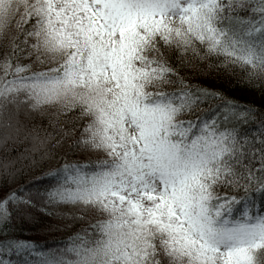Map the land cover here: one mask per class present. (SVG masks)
<instances>
[{
  "label": "snow or ice",
  "instance_id": "1",
  "mask_svg": "<svg viewBox=\"0 0 264 264\" xmlns=\"http://www.w3.org/2000/svg\"><path fill=\"white\" fill-rule=\"evenodd\" d=\"M0 264H264V0H0Z\"/></svg>",
  "mask_w": 264,
  "mask_h": 264
},
{
  "label": "trees",
  "instance_id": "2",
  "mask_svg": "<svg viewBox=\"0 0 264 264\" xmlns=\"http://www.w3.org/2000/svg\"><path fill=\"white\" fill-rule=\"evenodd\" d=\"M232 94L235 96H242L245 98V100L255 101L257 104L261 100V96L258 91L253 92V91L237 88L233 91ZM24 235L26 236L38 235L40 244L45 245L46 247L55 246V244L59 243L61 240V236L59 235V233H55V232H49L45 235L40 233L34 234L25 230Z\"/></svg>",
  "mask_w": 264,
  "mask_h": 264
}]
</instances>
